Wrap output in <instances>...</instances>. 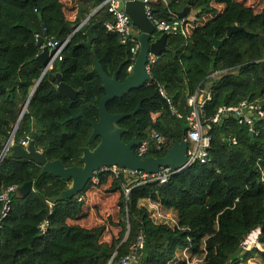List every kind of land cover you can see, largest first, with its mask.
I'll return each instance as SVG.
<instances>
[{
  "label": "trees",
  "instance_id": "1",
  "mask_svg": "<svg viewBox=\"0 0 264 264\" xmlns=\"http://www.w3.org/2000/svg\"><path fill=\"white\" fill-rule=\"evenodd\" d=\"M103 1L0 0V155L17 124V144L36 134L37 150L67 168L82 166L83 149L97 147L100 139L89 143L91 126L84 119L72 120L71 110L99 121L105 91L94 71L95 55L110 77L122 66L121 82L129 75L134 57L132 46L108 32L106 25L113 17L107 9L86 23L95 36L91 48L82 46L85 33L72 35ZM263 2L256 9L244 0H194L191 15L201 24L188 39L169 36L168 52L152 69L150 84L107 105L111 114H129L141 104L134 117L118 124L126 130L125 143L142 141L152 131L180 142L193 112L189 100L197 93L205 99L210 94L201 110L203 125L211 124L210 157L205 164L197 163L164 184L139 187L122 171H99L86 191L62 201V192L72 182L42 175L38 164L14 157L10 149L0 164V194L14 188L5 218V204L0 201V264H121L139 235L144 236V248L137 264H248L251 260L264 264V118L254 124L253 137L249 127L234 117L218 124L208 121L221 108L245 100L264 111ZM188 5L189 0H158L152 2L151 14L171 21L170 13L179 15ZM233 26L244 31L226 39L227 28ZM40 37L46 45L67 42L51 72L62 74L63 81L78 91L71 110L72 101L59 92L56 81L46 75L38 83L44 72L37 60ZM214 39L225 42L215 49ZM10 181L31 182L35 193L27 195ZM93 186L119 194L116 218L86 228L82 222L90 209L85 197ZM147 201L173 213L177 224L155 223L143 205ZM47 202L54 204L52 210ZM46 220L48 231L42 234L39 227ZM109 225L121 230L104 240Z\"/></svg>",
  "mask_w": 264,
  "mask_h": 264
},
{
  "label": "water",
  "instance_id": "2",
  "mask_svg": "<svg viewBox=\"0 0 264 264\" xmlns=\"http://www.w3.org/2000/svg\"><path fill=\"white\" fill-rule=\"evenodd\" d=\"M194 0H189V5L179 14L181 19H185L192 14V5ZM102 8L99 6L84 22H82L72 35L81 31L87 36V41L82 43V46L91 48L95 39L93 29L86 23L98 13ZM120 10L124 11L131 19L135 28V38L137 39L140 49L137 58L134 62L133 68L130 71L127 78L121 82L118 78V74L122 68H120L110 77L104 70L98 57L94 56V71L99 75L102 87L105 91V96L102 98L99 107V121L91 122L87 119L84 113L76 114L71 110L73 101L78 96V91L68 86L63 81L62 74H53L51 71L47 72L53 59L58 54L60 43L55 48L51 49L45 44V39L38 38V46L41 48L40 54L37 56V60L44 66V72L38 81L40 83L42 79L48 75L49 79L58 84V90L62 94L66 95L72 103L69 109L72 113V120L84 119L92 128V134L89 138V143H93L95 140L100 139L99 144L95 149L84 148L83 155L80 158L82 166L67 168L60 160L48 161L43 152H39L35 145L36 134L31 137V142L27 148L20 145L12 147L13 156L18 159H26L31 162H35L42 168V175L50 174L54 177L60 178L65 182H72L70 188L62 192L60 199L67 201L75 198L79 193L86 191L90 183L95 177V174L99 171L109 170L112 168H118L121 170H129L132 172L143 171L149 174H157L162 167L170 166L173 169L182 168L187 161L188 143L184 140L175 142L173 147L163 157L148 156L139 157L135 149L139 145L140 141L137 139L132 140L129 143L123 141V135L126 130L119 127L118 124L129 117H134L141 109V104L138 108L129 114H111L107 105L110 101L117 98H121L123 95H127L129 92L135 89H140L150 84L153 81L152 76L147 72L146 66L148 63L149 54H155L161 57L168 52L167 40L168 34H159L156 31V26L149 19L146 12V5L144 0L127 1L120 4ZM42 20V16H40ZM43 29L46 25H42ZM243 28L236 26L227 28V38H231L238 32H243ZM159 34V36H158ZM48 32L45 31V36ZM225 40L218 41L213 40L214 48L218 49L224 44ZM130 58L127 59V62ZM30 100L23 109V113L27 110ZM18 129L16 125L14 133L8 138L7 146H9L12 137ZM254 133L251 132L250 136L253 137ZM9 150H5L1 158H5ZM33 184L31 182L24 184L21 190L29 195L32 193ZM29 189V190H28Z\"/></svg>",
  "mask_w": 264,
  "mask_h": 264
},
{
  "label": "built area",
  "instance_id": "3",
  "mask_svg": "<svg viewBox=\"0 0 264 264\" xmlns=\"http://www.w3.org/2000/svg\"><path fill=\"white\" fill-rule=\"evenodd\" d=\"M127 1H133V0H104L103 3L100 5V7L102 9H107L108 12L113 17V22L108 23L106 25L108 32L119 35L121 43L123 45L132 46L131 53L134 57L132 58L133 63L129 67V71H131L134 62L137 58V55L139 53L140 45L137 39L135 38V29L130 17L124 11L120 10V4L126 3ZM154 1H158V0H144L146 5L147 15L149 19L152 20V22L156 26V31L159 34L166 33L168 34V36L175 35L188 39L191 36L192 29H194L196 26L201 24V23H197L196 19L192 15H191L192 17L189 16L185 19H181L179 15H175L174 13H170L171 21L157 20L151 14V4ZM161 1L165 2V0H161ZM57 44L58 42H50L47 46L53 49ZM66 44L67 42L60 44L58 54L53 59L47 72H50L53 69V65L56 60L62 59L61 53L66 47ZM159 59H160L159 56L152 53L149 54L146 69L150 75L152 74V69L158 63ZM160 93L168 102H171V100L165 95L163 90H160ZM210 99H211L210 94H208L207 98L205 99L202 95H199V93H197L189 100L190 106L193 107V112L188 117V123H189L188 132L186 136L182 139L188 143L187 161L182 168L173 169L170 166H166V167H162L160 169V172L157 174H149L143 171L132 172L129 170H121L118 168L103 170L101 172L113 170L115 174H118L119 171H122L127 177H129L131 180L134 181V187H139L142 185L155 183V182L164 184L174 175L184 172L185 170L189 169L190 167H192L197 163L205 164L210 157L211 140L207 136V134H208V130L211 129V124H208V126L206 127L203 125L204 116H202L201 110L206 100H210ZM25 112L21 113L19 122L22 120ZM229 117H234L235 119H238L240 125L248 126L250 131L253 132L254 124L257 121H260L261 119L264 118V111L258 108L257 106H255L253 103L249 102L248 100H245L241 102L238 106H234L230 108H221L216 114V116L208 121L212 122V124H218L222 122L225 118H229ZM13 133L14 132H12V134ZM15 134L14 137H12L9 146H7L8 140L5 142L3 152L6 149L7 150L12 149V147L15 145H20L24 148H27L29 146L31 142V138L21 140L20 143L17 144L15 139ZM232 141L233 143H236L235 140ZM174 144H175L174 140L166 138L165 136L161 135L160 133H157L156 131H152L149 133L147 138L140 141L139 145L136 147L135 152L141 158L152 156L151 153L153 151L163 152L167 154ZM39 152L42 151L39 150ZM4 159L5 158L0 159V164ZM13 192H14V188L11 187L6 192L0 194V201L5 204V209L2 218H5L10 210L9 205L11 202V193ZM33 193L35 192L33 191L31 194ZM128 193L129 190H127V194ZM146 203H151V202L147 201ZM46 204L50 210L53 209L54 204L52 202H47ZM151 204L155 205L153 203ZM150 215L155 223L159 224L161 218L165 220V217L159 211L156 212V214L153 217H152V212L150 211ZM169 219L172 220V224H177L175 218L170 217ZM48 227H49V221L46 220L39 227V230L42 234H45L48 231ZM143 248H144V236L139 235L136 241L130 246L129 253L126 254V256H124L121 259V264H137L140 258V251Z\"/></svg>",
  "mask_w": 264,
  "mask_h": 264
},
{
  "label": "rangeland",
  "instance_id": "4",
  "mask_svg": "<svg viewBox=\"0 0 264 264\" xmlns=\"http://www.w3.org/2000/svg\"><path fill=\"white\" fill-rule=\"evenodd\" d=\"M244 1H246L249 6H252L256 9L262 8V0H244ZM10 183L16 186H20V188L23 189L24 184H20V181L15 183L10 181ZM118 197L119 194L106 193L105 188H97L95 186L91 187L87 191L85 197L86 205L90 209V215L86 220L82 222L83 226H85L86 228H93L97 225L107 223L109 217H113V219H115ZM150 204L151 203H144L143 205H145L148 208V210L152 212V217L158 211L161 212V214L165 217V220L161 218V220L159 221L160 223L171 225L172 220H170L169 218L173 217L176 219L173 213L166 212L158 205H152V204L150 205ZM120 230L121 228L119 227H114L112 225H109L108 229L104 233L103 239L110 240L113 233L117 236ZM254 237L250 240V246L253 245V243L255 242ZM248 264H258V263L255 260H251Z\"/></svg>",
  "mask_w": 264,
  "mask_h": 264
},
{
  "label": "crops",
  "instance_id": "5",
  "mask_svg": "<svg viewBox=\"0 0 264 264\" xmlns=\"http://www.w3.org/2000/svg\"><path fill=\"white\" fill-rule=\"evenodd\" d=\"M70 1H71V0H70ZM71 20H73V21H74V20H75V17H71Z\"/></svg>",
  "mask_w": 264,
  "mask_h": 264
},
{
  "label": "flooded vegetation",
  "instance_id": "6",
  "mask_svg": "<svg viewBox=\"0 0 264 264\" xmlns=\"http://www.w3.org/2000/svg\"><path fill=\"white\" fill-rule=\"evenodd\" d=\"M95 149V148H94ZM93 150V149H92Z\"/></svg>",
  "mask_w": 264,
  "mask_h": 264
},
{
  "label": "clouds",
  "instance_id": "7",
  "mask_svg": "<svg viewBox=\"0 0 264 264\" xmlns=\"http://www.w3.org/2000/svg\"><path fill=\"white\" fill-rule=\"evenodd\" d=\"M191 16V15H190Z\"/></svg>",
  "mask_w": 264,
  "mask_h": 264
}]
</instances>
